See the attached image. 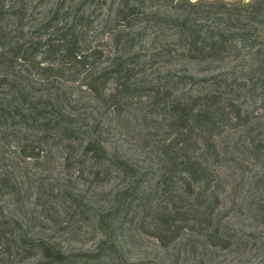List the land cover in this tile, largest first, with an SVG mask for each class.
I'll list each match as a JSON object with an SVG mask.
<instances>
[{
  "label": "rangeland",
  "instance_id": "rangeland-1",
  "mask_svg": "<svg viewBox=\"0 0 264 264\" xmlns=\"http://www.w3.org/2000/svg\"><path fill=\"white\" fill-rule=\"evenodd\" d=\"M46 250L264 264V0H0V264Z\"/></svg>",
  "mask_w": 264,
  "mask_h": 264
},
{
  "label": "trees",
  "instance_id": "trees-1",
  "mask_svg": "<svg viewBox=\"0 0 264 264\" xmlns=\"http://www.w3.org/2000/svg\"><path fill=\"white\" fill-rule=\"evenodd\" d=\"M87 0H84V2ZM63 4V2H62ZM56 19V16H52L50 19V22L46 24L48 26L51 22H53ZM46 258L49 259L50 264H70V261L67 256L60 253L59 251H55V253H51L50 250H46Z\"/></svg>",
  "mask_w": 264,
  "mask_h": 264
}]
</instances>
